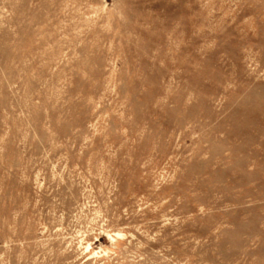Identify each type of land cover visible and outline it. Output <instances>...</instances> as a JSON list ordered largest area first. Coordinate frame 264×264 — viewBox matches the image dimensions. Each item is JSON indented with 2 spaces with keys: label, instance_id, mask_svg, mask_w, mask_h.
I'll return each instance as SVG.
<instances>
[{
  "label": "rangeland",
  "instance_id": "374dc122",
  "mask_svg": "<svg viewBox=\"0 0 264 264\" xmlns=\"http://www.w3.org/2000/svg\"><path fill=\"white\" fill-rule=\"evenodd\" d=\"M0 264H264V0H0Z\"/></svg>",
  "mask_w": 264,
  "mask_h": 264
},
{
  "label": "bare ground",
  "instance_id": "6f19581e",
  "mask_svg": "<svg viewBox=\"0 0 264 264\" xmlns=\"http://www.w3.org/2000/svg\"><path fill=\"white\" fill-rule=\"evenodd\" d=\"M88 247V246H87Z\"/></svg>",
  "mask_w": 264,
  "mask_h": 264
}]
</instances>
